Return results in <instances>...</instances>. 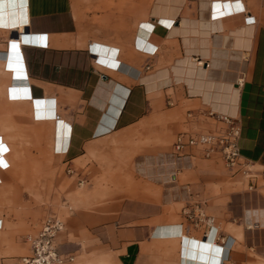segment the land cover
I'll return each instance as SVG.
<instances>
[{
    "label": "crops",
    "instance_id": "obj_1",
    "mask_svg": "<svg viewBox=\"0 0 264 264\" xmlns=\"http://www.w3.org/2000/svg\"><path fill=\"white\" fill-rule=\"evenodd\" d=\"M211 111L239 124L242 168L174 153L180 133L223 126ZM0 117V188L72 209L61 253L153 264L165 252L186 264L189 242L208 240L227 264L264 210L228 209L235 235L215 219L208 238L200 213L217 201L220 161L249 179L233 200L264 201V0H0ZM26 174L33 186L18 184ZM4 219L0 264H19L28 245L19 228L3 234Z\"/></svg>",
    "mask_w": 264,
    "mask_h": 264
},
{
    "label": "rangeland",
    "instance_id": "obj_2",
    "mask_svg": "<svg viewBox=\"0 0 264 264\" xmlns=\"http://www.w3.org/2000/svg\"><path fill=\"white\" fill-rule=\"evenodd\" d=\"M0 130H1V117H0ZM4 152L6 150L5 143ZM3 163H8L7 158L2 159ZM218 170V184L211 186V190H214L217 195V201L211 202V209L207 208L206 203L204 212L200 215H207V217L218 219V223L222 224L223 230L229 235H235V229L231 228V225H226L224 221L228 209H234L235 212L249 214L254 216L255 211L264 210V201H257V192H252V201H235L233 196H242L244 193L249 192L248 183L249 179L240 177L233 178L224 167V164L220 161L217 164ZM34 175L26 174L23 178L19 179L20 185L33 186ZM260 185H263L261 182ZM264 196V189L260 193ZM49 192L34 190L32 188L16 189V188H0V218L5 217V223L3 227V234H8L11 231H16L19 228L17 234L28 245L26 250L21 253V257L29 255V244L26 240L28 235L36 234L46 217L51 214H59L64 216L65 219L69 216V211L64 209L60 211V207L64 201H50ZM71 202L72 207L75 208V201ZM205 202V201H203ZM16 222H19L18 224ZM217 222V220H216ZM215 222V223H216ZM260 225V228L258 226ZM247 231L242 233V240H239V246H237L232 252L227 264H264V220L261 219L260 224L256 222V218H250L246 223ZM249 229V230H248ZM208 232L203 231V236ZM260 233V234H259ZM256 234V236H255ZM228 236L219 232L218 243L223 244L224 240ZM258 238V239H257ZM161 246H165L162 242ZM171 248V247H169ZM170 249L167 247V252ZM177 262H176V260ZM75 264L78 262L75 261ZM153 264H179V255L170 259L169 253L160 252L159 261H155Z\"/></svg>",
    "mask_w": 264,
    "mask_h": 264
},
{
    "label": "built area",
    "instance_id": "obj_3",
    "mask_svg": "<svg viewBox=\"0 0 264 264\" xmlns=\"http://www.w3.org/2000/svg\"><path fill=\"white\" fill-rule=\"evenodd\" d=\"M210 116L215 117L223 126L209 133H180L174 143V153L179 157L191 158L196 156L191 154L195 151L206 159L219 155L228 169L242 168L245 162L239 147L241 128L236 119L213 111ZM206 221L210 230L215 224V219L207 217ZM65 226V219L59 214L46 217L40 230L27 236L30 254L20 257L19 264H74L75 257L61 253L56 246V239Z\"/></svg>",
    "mask_w": 264,
    "mask_h": 264
},
{
    "label": "bare ground",
    "instance_id": "obj_4",
    "mask_svg": "<svg viewBox=\"0 0 264 264\" xmlns=\"http://www.w3.org/2000/svg\"><path fill=\"white\" fill-rule=\"evenodd\" d=\"M245 24H246V18H245ZM220 115H223V114H220ZM214 229L215 228L212 227L208 231V233L206 234V238L209 237V235L213 232ZM160 231H161V227H160ZM255 236H256V234H255ZM161 238H163V237H161ZM191 248L193 249V253H189ZM188 250L189 251L187 252V255L185 256L186 264H221V259L225 258V256H226V253L224 252L223 249L217 247L216 244H212L211 242H208V240H206L205 242H197L195 244L193 241H190Z\"/></svg>",
    "mask_w": 264,
    "mask_h": 264
}]
</instances>
